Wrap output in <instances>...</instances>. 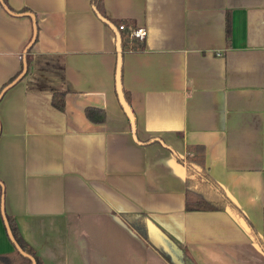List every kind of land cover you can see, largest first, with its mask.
Masks as SVG:
<instances>
[{
	"label": "crops",
	"instance_id": "crops-1",
	"mask_svg": "<svg viewBox=\"0 0 264 264\" xmlns=\"http://www.w3.org/2000/svg\"><path fill=\"white\" fill-rule=\"evenodd\" d=\"M96 10L147 29L140 47L122 37L135 135ZM196 144L264 235V0H0V253L15 248L10 216L45 264H171L129 213L180 261L186 248L197 264H264L235 210L186 209Z\"/></svg>",
	"mask_w": 264,
	"mask_h": 264
},
{
	"label": "trees",
	"instance_id": "trees-1",
	"mask_svg": "<svg viewBox=\"0 0 264 264\" xmlns=\"http://www.w3.org/2000/svg\"><path fill=\"white\" fill-rule=\"evenodd\" d=\"M98 1L100 0H95L96 5H98ZM4 3L6 4L5 1ZM6 6L8 7L7 4ZM115 23L118 27H120L121 24L133 26L130 24V22L125 20L117 21ZM120 31L123 37V44L124 41H128L134 48L140 47L143 44V41H140L138 39H129L127 36H125V30L121 29ZM25 62L28 64L29 59H27ZM54 101L55 104L59 106V108L63 109L64 93H55ZM85 111L92 120L99 121L106 118V112L101 107L87 106ZM190 149L194 151V154L188 155L185 158L187 168L186 209L224 210L227 208H232L240 216H243V218H245L255 241L264 251V235H260L259 233H257L251 222L247 219L246 215L241 211L235 201L208 172L205 162L204 146L196 144L191 146ZM120 215L127 221V223H129V225L133 227V229H135L141 235V237H143L145 241H147V243L151 244L159 252L160 255L167 259L169 263L197 264L190 251L186 248H183L182 250L183 261L181 263L176 261L175 263V260H173V258L169 257L166 254L164 248L154 243L147 222H144V219L142 220L143 222L139 220L135 221V219L133 218L137 216L136 214L121 213ZM7 221L11 228L15 242L22 248L24 253L20 252L16 247L11 252L0 253V264H45L41 257L35 252V250L23 239L14 219L8 216ZM32 257L35 259V263L33 262Z\"/></svg>",
	"mask_w": 264,
	"mask_h": 264
},
{
	"label": "water",
	"instance_id": "water-1",
	"mask_svg": "<svg viewBox=\"0 0 264 264\" xmlns=\"http://www.w3.org/2000/svg\"><path fill=\"white\" fill-rule=\"evenodd\" d=\"M97 11V10H96ZM98 16L105 21L114 31L116 34V47H117V52H118V59H117V69H116V87H117V93H118V97H119V101L125 111V113L127 114L130 123H131V127H132V131L135 135L136 132V117H135V113L130 105V103L128 102L125 92L123 90V85H122V79H121V69H122V34L120 29L118 28V26L111 21L109 18L103 16L100 12L97 11ZM239 221L241 222V224L246 228V229H250L247 221L245 220V218H243L242 216L239 217ZM5 222H6V227L8 230V234L14 244V246L20 251L23 252L22 248L15 242L11 228L9 226V223L7 221V218L5 217ZM24 253V252H23ZM33 262L35 263V259L32 257Z\"/></svg>",
	"mask_w": 264,
	"mask_h": 264
},
{
	"label": "built area",
	"instance_id": "built-area-1",
	"mask_svg": "<svg viewBox=\"0 0 264 264\" xmlns=\"http://www.w3.org/2000/svg\"><path fill=\"white\" fill-rule=\"evenodd\" d=\"M118 28L120 30H125V36H127L129 39H138L143 41L147 35V29L144 26L133 27L121 24Z\"/></svg>",
	"mask_w": 264,
	"mask_h": 264
},
{
	"label": "rangeland",
	"instance_id": "rangeland-1",
	"mask_svg": "<svg viewBox=\"0 0 264 264\" xmlns=\"http://www.w3.org/2000/svg\"><path fill=\"white\" fill-rule=\"evenodd\" d=\"M162 236V237H161ZM161 238H163V239H166V242L164 241V244L163 245H161L160 244V246L162 247V248H164V250H165V252H166V254L169 256V257H171V258H173V260H175L174 262L176 263V260H178L180 263L182 262V261H180V259L178 258V247H180L179 245H177L176 244V242L172 239V238H170V237H166V236H164V235H162L161 234ZM159 244V243H158ZM178 246V247H177ZM171 248H173V251L171 250Z\"/></svg>",
	"mask_w": 264,
	"mask_h": 264
}]
</instances>
